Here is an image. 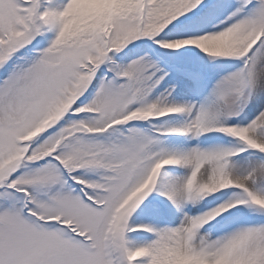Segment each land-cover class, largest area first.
I'll return each instance as SVG.
<instances>
[{"label":"snow or ice","instance_id":"1","mask_svg":"<svg viewBox=\"0 0 264 264\" xmlns=\"http://www.w3.org/2000/svg\"><path fill=\"white\" fill-rule=\"evenodd\" d=\"M0 264H264V0H0Z\"/></svg>","mask_w":264,"mask_h":264},{"label":"rangeland","instance_id":"2","mask_svg":"<svg viewBox=\"0 0 264 264\" xmlns=\"http://www.w3.org/2000/svg\"><path fill=\"white\" fill-rule=\"evenodd\" d=\"M62 2L63 0H53V5L58 7Z\"/></svg>","mask_w":264,"mask_h":264}]
</instances>
